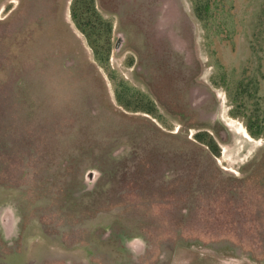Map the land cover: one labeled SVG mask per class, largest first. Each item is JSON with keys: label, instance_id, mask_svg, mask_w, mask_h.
<instances>
[{"label": "rangeland", "instance_id": "374dc122", "mask_svg": "<svg viewBox=\"0 0 264 264\" xmlns=\"http://www.w3.org/2000/svg\"><path fill=\"white\" fill-rule=\"evenodd\" d=\"M72 1L0 0V264L86 212L91 264H264V0H94L104 65Z\"/></svg>", "mask_w": 264, "mask_h": 264}, {"label": "flooded vegetation", "instance_id": "af4514ba", "mask_svg": "<svg viewBox=\"0 0 264 264\" xmlns=\"http://www.w3.org/2000/svg\"><path fill=\"white\" fill-rule=\"evenodd\" d=\"M148 108H149V112L147 115L149 116L153 115L154 112H153L152 102L151 103L149 102ZM240 133L242 134L244 138H248L244 132H240ZM207 146L210 147L208 144ZM92 178L93 176L91 173L85 175L86 182L92 181ZM72 211H74V209ZM89 216L90 215L86 212L83 216H81L80 214L78 218L72 215L65 216L68 221H62V219L60 218L54 220V222L52 221L51 224L53 223L52 224L53 228L51 227L52 235H50L52 237L47 238L46 240L41 238L42 241L40 242V244H36V245H44L48 247L51 254L47 258L40 259L38 263L40 264L41 263L42 264H91L92 237L86 230V226H87V225L85 226L86 220L83 219L85 217L89 218ZM81 218L82 220H79ZM213 219H214V216H213ZM40 225L41 227L47 226L44 224L42 220H40ZM6 229H7L5 232L6 236L10 235L12 231V224H9L6 227ZM43 233L46 235L48 234L47 232H44V231ZM106 234L107 233H102L101 237L99 236L94 237V239H99V243L103 242L105 243L106 246L110 245V246H114V248L116 247L115 249L111 247V249H114L115 252H112V253L105 252V253H100L97 255L103 258L104 260H112V262H114L115 259L117 260L120 259L121 261L127 260V261L133 262L134 260H137L144 256H146L147 260L151 256H153L152 252L149 251V249L147 248L144 249V244H148L144 240H142L141 242L138 238H133V239L124 238L123 240H120L119 238H117L116 240H112L113 238L111 237L109 238L105 236ZM147 240L149 241V239ZM48 241H50V243ZM126 241L127 243H125ZM76 247H79V248H76ZM120 250H123V252H121ZM142 250L144 251L142 252ZM108 254L111 255V259L107 258ZM118 262L120 261H117V263L115 261L114 263L118 264ZM102 264H106V263H102ZM126 264H131V263L126 262Z\"/></svg>", "mask_w": 264, "mask_h": 264}, {"label": "trees", "instance_id": "16d2710c", "mask_svg": "<svg viewBox=\"0 0 264 264\" xmlns=\"http://www.w3.org/2000/svg\"><path fill=\"white\" fill-rule=\"evenodd\" d=\"M70 12L73 22L75 23L77 28L81 30L82 33L86 36L88 44L92 49L94 59L100 65L106 64L108 61L109 54L108 45L109 35L111 33L112 28L111 24L103 20V18H101L100 16H98L94 6V0H73L70 7ZM195 13L199 20H206L204 17H206L209 13L208 2L202 4L199 2V0H195ZM99 29L101 31L104 30V40ZM117 101L120 103L119 96H117ZM148 104H146L145 106L136 107L134 108V110L148 114ZM246 129L252 137L257 136L251 131L248 126ZM209 146H211L210 143Z\"/></svg>", "mask_w": 264, "mask_h": 264}]
</instances>
